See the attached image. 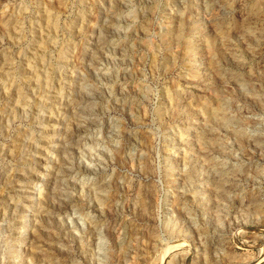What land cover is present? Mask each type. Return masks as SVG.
<instances>
[{
	"label": "rangeland",
	"instance_id": "rangeland-1",
	"mask_svg": "<svg viewBox=\"0 0 264 264\" xmlns=\"http://www.w3.org/2000/svg\"><path fill=\"white\" fill-rule=\"evenodd\" d=\"M19 251L264 264V0H0V264Z\"/></svg>",
	"mask_w": 264,
	"mask_h": 264
},
{
	"label": "bare ground",
	"instance_id": "bare-ground-1",
	"mask_svg": "<svg viewBox=\"0 0 264 264\" xmlns=\"http://www.w3.org/2000/svg\"><path fill=\"white\" fill-rule=\"evenodd\" d=\"M38 191H39V190H38ZM40 192H41V191H40ZM38 194H39V193H38ZM91 195H92V193H91ZM94 195H95V193H94ZM38 196H39V195H38ZM94 201H95V200H93V202H94ZM65 205H66V204H65ZM92 208H93V207H92ZM96 208H97V207H96ZM95 210H96V209H95ZM30 212H31V211H29V213H30ZM33 216H34V215H33ZM32 218H33V217H32ZM97 218H98V217H97ZM100 219H101V218H100ZM28 221H29V219L27 218V222H28ZM24 228H25V227H24ZM94 228H95V224H94ZM92 229H93V228H92ZM25 230L27 231V229H25ZM26 231H25V233H26ZM26 254H27V253H26ZM26 254H25L24 251H22V252L19 251V252L17 253V256L19 257V258H18V260H19V264H27L25 261H23V258H24V256H26ZM30 255H31V257L33 258V253H32V252H31ZM30 255H29V256H30ZM31 257H30V259H32ZM35 257H36V256H35ZM35 257H34V258H35ZM26 258H27V257H26ZM28 259H29V258H28ZM30 259H29V260H30ZM36 259H37V258H36ZM38 259H39V258H38ZM33 261H35V260H33ZM33 261H32V262H33ZM91 261H92V260H91ZM87 262H88V261H87ZM28 263H29V262H28ZM29 264H30V263H29Z\"/></svg>",
	"mask_w": 264,
	"mask_h": 264
}]
</instances>
